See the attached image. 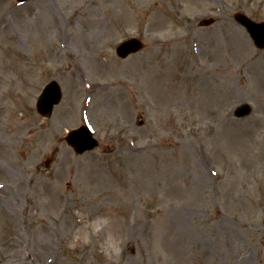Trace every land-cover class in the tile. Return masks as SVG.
<instances>
[{
  "label": "rangeland",
  "instance_id": "rangeland-1",
  "mask_svg": "<svg viewBox=\"0 0 264 264\" xmlns=\"http://www.w3.org/2000/svg\"><path fill=\"white\" fill-rule=\"evenodd\" d=\"M237 11L264 21V0H0V264H264V48Z\"/></svg>",
  "mask_w": 264,
  "mask_h": 264
},
{
  "label": "water",
  "instance_id": "water-1",
  "mask_svg": "<svg viewBox=\"0 0 264 264\" xmlns=\"http://www.w3.org/2000/svg\"><path fill=\"white\" fill-rule=\"evenodd\" d=\"M235 18L247 28L248 32L258 45L264 46V22H255L241 13H237ZM211 21L212 19H204L201 21V23L208 24ZM141 45L142 44L139 39L132 37L123 41L117 47V53L123 57L128 55L130 52L139 50ZM60 94L61 93L58 84L55 81H50L45 86L37 100L38 110L43 115H50L53 105L60 99ZM248 111L249 107L246 105H241L236 109L235 114L241 116L247 114ZM66 139L77 152H83L84 150L92 148L97 144V142L91 137V134L86 127H80L69 131Z\"/></svg>",
  "mask_w": 264,
  "mask_h": 264
},
{
  "label": "bare ground",
  "instance_id": "bare-ground-1",
  "mask_svg": "<svg viewBox=\"0 0 264 264\" xmlns=\"http://www.w3.org/2000/svg\"><path fill=\"white\" fill-rule=\"evenodd\" d=\"M52 18H53V20H55L54 16ZM35 40H36L35 46L39 47L38 48L39 50L41 48H43L46 53H50V49L44 45V35L42 32H38V35L36 36ZM73 59L74 60H73L71 69L74 70L76 73L81 72L84 74L85 68L82 65V63L79 61V58L76 57ZM25 70H27V68ZM231 137L234 138L235 136H231ZM235 144L237 146L236 140H235ZM233 149H234V143L232 141L225 140L223 150L230 152V153H233ZM110 172H111V174H116V172L113 169H111ZM165 184L167 185V181H165ZM67 213L70 216V221H71L73 228H78V229H85V228L88 229L89 228L87 221L80 214V212H78L75 208H71L70 210L67 211ZM50 219L55 223L57 222V219L53 216L50 217ZM113 223H114V225H117V226L119 225L118 221H116V220H113ZM90 229H91V226H90ZM9 242L11 244L15 245L16 247H17V244L22 245L21 244V238L18 235L12 236L11 239L9 240ZM17 248H19V247H17ZM15 255H18V254H15ZM26 257L28 258V256H26ZM10 259H13V258L10 257Z\"/></svg>",
  "mask_w": 264,
  "mask_h": 264
}]
</instances>
